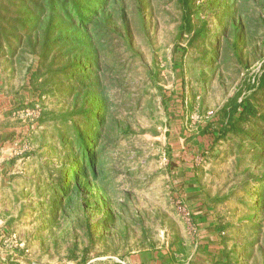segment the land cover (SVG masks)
Listing matches in <instances>:
<instances>
[{
    "label": "rangeland",
    "instance_id": "rangeland-1",
    "mask_svg": "<svg viewBox=\"0 0 264 264\" xmlns=\"http://www.w3.org/2000/svg\"><path fill=\"white\" fill-rule=\"evenodd\" d=\"M19 6L0 0L2 20ZM108 13L115 33L87 81L99 77L111 106L98 177L58 212L73 126L91 119L82 77L45 83L49 62L26 37L0 39V247L28 264L143 249L175 264H264V119L225 129L235 100L264 114V0H116Z\"/></svg>",
    "mask_w": 264,
    "mask_h": 264
},
{
    "label": "trees",
    "instance_id": "trees-1",
    "mask_svg": "<svg viewBox=\"0 0 264 264\" xmlns=\"http://www.w3.org/2000/svg\"><path fill=\"white\" fill-rule=\"evenodd\" d=\"M181 1L189 2V0ZM115 3L116 0H20L19 7L23 10L18 11L14 18L4 17L2 20L0 13V39L15 38L19 45L26 37L32 52L39 55L41 64L45 65L49 62L46 67L47 73L52 76L47 77L45 83L54 81V77L59 75L64 79L70 76H77L76 79L82 77L78 79L81 82L77 92V97L80 96L79 112L83 118H87L90 113L91 119L87 118L86 131L76 125L73 126L74 140L73 144H69L73 158L68 166L70 172L68 173L66 168V171L60 174L59 194L50 202L49 206L52 210L49 212H58L65 206L71 205L74 193L80 192L79 183L90 182V179L96 181L98 177L100 141L104 137L111 106L99 77L96 76L89 84L87 81L90 73H96L101 68L100 62L107 37L115 33L110 27L111 15L108 13L110 4ZM120 11L119 13L124 17V11ZM125 28L128 32L127 25ZM19 34H23V37ZM37 47L40 49L38 50ZM53 51H59L60 54L50 60ZM57 61L61 66L54 69ZM259 84V87L264 86V75L260 78ZM246 102V105L244 101L233 102V106L227 112L229 119L225 129L240 134L244 124L252 119L258 124L260 117L264 119V114L258 115L254 103ZM92 104L94 108L91 107ZM239 108H242V111L236 119L233 115ZM92 119L94 120L91 121ZM256 133L260 137V149L264 151V126L257 127Z\"/></svg>",
    "mask_w": 264,
    "mask_h": 264
},
{
    "label": "crops",
    "instance_id": "crops-1",
    "mask_svg": "<svg viewBox=\"0 0 264 264\" xmlns=\"http://www.w3.org/2000/svg\"><path fill=\"white\" fill-rule=\"evenodd\" d=\"M3 165L2 170L5 169ZM6 180L4 173L0 169V185H3ZM3 183V184H2ZM1 211V209H0ZM204 213V212H203ZM208 213L207 211L204 213ZM1 224V223H0ZM6 224V223H3ZM3 224L1 227L3 228ZM162 251L159 250H149L143 249L137 252L132 253L131 255L125 258H102V259H93V260H84L79 258L74 262H68L66 264H175L173 261L169 263L164 261ZM166 262V263H165ZM0 264H28L25 259H20L18 254L13 251H8L0 247Z\"/></svg>",
    "mask_w": 264,
    "mask_h": 264
}]
</instances>
